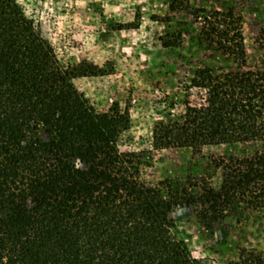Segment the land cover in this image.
<instances>
[{
    "label": "trees",
    "instance_id": "trees-1",
    "mask_svg": "<svg viewBox=\"0 0 264 264\" xmlns=\"http://www.w3.org/2000/svg\"><path fill=\"white\" fill-rule=\"evenodd\" d=\"M199 37L244 63L242 20L232 11H212ZM102 75L61 65L17 2L0 0V264H201L175 235L174 208L199 204L210 230L236 204L264 211V71L197 69L187 89L203 93L202 103L187 99L182 116L154 126L156 149L258 146L214 160L220 186H200L199 201L187 190L164 196L141 178L134 155L119 152L128 110L97 113L73 85ZM228 264L264 258L241 249Z\"/></svg>",
    "mask_w": 264,
    "mask_h": 264
},
{
    "label": "rangeland",
    "instance_id": "rangeland-1",
    "mask_svg": "<svg viewBox=\"0 0 264 264\" xmlns=\"http://www.w3.org/2000/svg\"><path fill=\"white\" fill-rule=\"evenodd\" d=\"M39 28L63 66L87 64L102 76L73 80L97 113L113 105L128 110L129 125L117 142L124 155H134L140 176L150 186L187 190L199 201V188H218L221 171L213 161L233 154L250 156L255 144L189 149H156L157 123L178 119L184 102L199 106L204 94L188 90L197 69L264 71V0H15ZM232 11L242 20L244 63L226 61L199 37L203 19L212 11ZM38 136L48 140L47 134ZM80 166L78 162H74ZM199 204L176 207L169 214L175 235L201 264L236 261L241 249L264 258V211L236 204L207 229L198 217Z\"/></svg>",
    "mask_w": 264,
    "mask_h": 264
}]
</instances>
